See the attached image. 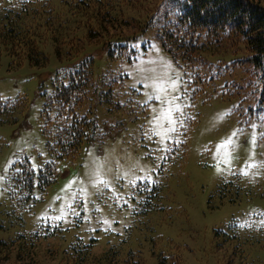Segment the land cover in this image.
Instances as JSON below:
<instances>
[{"label":"rangeland","instance_id":"rangeland-1","mask_svg":"<svg viewBox=\"0 0 264 264\" xmlns=\"http://www.w3.org/2000/svg\"><path fill=\"white\" fill-rule=\"evenodd\" d=\"M141 5L116 6L135 20L118 26L134 34L133 60L85 46L96 78L120 81L125 107L110 114L101 104L97 116L122 130L84 144L45 191L36 175L30 202L11 195V169L27 156L38 174L52 158L39 89L65 62L49 43L45 66L0 55V98H21L17 119L0 124V264H264V104L243 66L213 80L188 74L155 29L140 31L152 9ZM207 55L223 66L246 52Z\"/></svg>","mask_w":264,"mask_h":264},{"label":"trees","instance_id":"trees-1","mask_svg":"<svg viewBox=\"0 0 264 264\" xmlns=\"http://www.w3.org/2000/svg\"><path fill=\"white\" fill-rule=\"evenodd\" d=\"M127 1L150 5L151 14L140 22V31L155 29V37L188 74L204 79L210 72L213 80L220 68L243 66L248 86L264 104V0H0V55L5 52L17 66L25 61L45 66L49 43L65 62L54 71L51 89L43 83L39 89L44 98L41 129L52 158L38 174L27 156L16 160L11 169L13 197L18 193L30 202L36 175L45 191L59 180L60 164L75 163L84 144L115 138L122 130L121 120L101 121L97 116L101 104L110 114L125 107L119 97L120 81L111 75L96 78L95 56L86 53L85 46L102 42L109 59L135 58L128 41L134 34L118 30L135 22L117 13L116 6ZM242 46L246 55L223 66L222 60L215 64L207 55L228 48L237 52ZM19 110L21 98H0V124L15 121Z\"/></svg>","mask_w":264,"mask_h":264}]
</instances>
